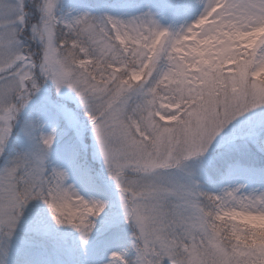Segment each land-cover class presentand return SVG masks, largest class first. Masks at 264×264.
Here are the masks:
<instances>
[{"label": "snow or ice", "instance_id": "snow-or-ice-1", "mask_svg": "<svg viewBox=\"0 0 264 264\" xmlns=\"http://www.w3.org/2000/svg\"><path fill=\"white\" fill-rule=\"evenodd\" d=\"M201 3L174 27L134 0L75 15L59 14L58 0H0V264L14 242L17 264H264V167L232 158L237 135L210 171L199 160L264 106V0ZM49 82L58 95L41 96L33 115ZM70 99L110 183L84 158ZM46 115L75 129L71 176L50 162ZM258 126L239 139L264 154V114Z\"/></svg>", "mask_w": 264, "mask_h": 264}, {"label": "rangeland", "instance_id": "rangeland-1", "mask_svg": "<svg viewBox=\"0 0 264 264\" xmlns=\"http://www.w3.org/2000/svg\"><path fill=\"white\" fill-rule=\"evenodd\" d=\"M119 2H121V0H58V13L75 15L77 12L87 10L93 14H99L102 11L100 7L101 4H112ZM166 2H169V0H134L135 4H151L154 10H159L161 12V23L172 25L174 27H179L181 24L191 22L200 14L203 7L201 0H170V2L178 3L180 5V7L175 10L159 7L161 4ZM103 10L110 11L112 14H119L122 11L119 8H109ZM135 11L136 8L132 7L127 9L126 13L130 14L134 13ZM62 91L69 96H74V94H72L68 89H63ZM49 93L54 98L58 95L55 92L54 86H52L50 82L47 85V91L43 89L41 90V93H39L35 99V103L28 111L35 115V109L39 106L40 97ZM65 102L67 103L68 108L71 109L73 113H75V116L80 124L83 125L80 141L84 152V158L87 159L88 164L91 166L93 171L98 174L103 181L110 183L106 173L103 170L102 161L99 159H93L92 157L95 141L94 136L91 133L90 125L87 124V116L84 114V109L78 106V102L75 99H70ZM262 114H264V106L258 107L257 109L248 113H244L240 117H237L234 121L230 122V124L226 126L225 129H223L222 132L215 138L209 148V151L205 153L203 157L199 158V160L203 162V167L205 170L210 171L208 169V161L210 159H216L219 154L224 151V149L218 147V145L223 144L226 139L232 137L233 135H237L236 144L239 145V150L233 151L231 153L232 158L239 159L241 163L255 166L257 168L264 166V154L256 152L251 144H248L247 147H245V142L239 139V135L241 133L247 132L253 127H255L257 132L260 131L258 125ZM44 119L45 131L49 130L53 126L56 127V138L52 148L50 149V162L53 165L67 168L70 171L71 176L69 158L73 151L75 129L70 127L63 117H61L58 121H53L50 116L46 115ZM189 163L194 164L196 161H190ZM69 182H74V179L70 178ZM202 184L205 189H209L211 187L203 180ZM77 186L79 187V185ZM113 199L115 201L116 198L113 197ZM116 202L118 203V201ZM109 210L112 209L110 208ZM64 231L68 233L72 232L70 228H65ZM127 231L130 232L131 228L128 227ZM71 243V238H69L68 244L71 245ZM118 247V245H110L107 249H105L104 258H107V251L115 250ZM8 259L9 264H17L20 259L16 251L15 242L13 243V247L10 251ZM88 259H92L91 253Z\"/></svg>", "mask_w": 264, "mask_h": 264}, {"label": "trees", "instance_id": "trees-1", "mask_svg": "<svg viewBox=\"0 0 264 264\" xmlns=\"http://www.w3.org/2000/svg\"><path fill=\"white\" fill-rule=\"evenodd\" d=\"M260 167H264V166H260ZM260 167H259V168H260Z\"/></svg>", "mask_w": 264, "mask_h": 264}]
</instances>
